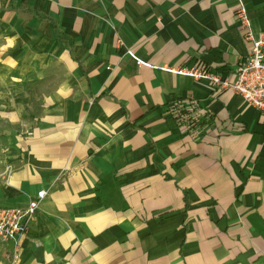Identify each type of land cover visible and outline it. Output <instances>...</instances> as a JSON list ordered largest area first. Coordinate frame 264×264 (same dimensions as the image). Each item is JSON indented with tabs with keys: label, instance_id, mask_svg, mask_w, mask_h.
Here are the masks:
<instances>
[{
	"label": "crops",
	"instance_id": "obj_1",
	"mask_svg": "<svg viewBox=\"0 0 264 264\" xmlns=\"http://www.w3.org/2000/svg\"><path fill=\"white\" fill-rule=\"evenodd\" d=\"M243 3L264 31V0ZM236 7L0 0V205L46 191L0 264H264L259 111L158 67L233 80Z\"/></svg>",
	"mask_w": 264,
	"mask_h": 264
},
{
	"label": "built area",
	"instance_id": "obj_2",
	"mask_svg": "<svg viewBox=\"0 0 264 264\" xmlns=\"http://www.w3.org/2000/svg\"><path fill=\"white\" fill-rule=\"evenodd\" d=\"M236 1L237 25L243 39L249 43V48L247 53L239 59L233 80H229L202 65L178 69L164 65L158 67L166 71L185 73L198 79H205L217 89H229L238 93L248 104L259 111L264 130V31L256 32L253 29L243 0ZM121 46L122 42L119 41L118 47ZM125 51L138 63L149 65L139 59L131 49L125 47ZM45 193L44 189L37 190L25 204L0 205V242L11 243L9 247L11 262L17 259L19 235L29 229Z\"/></svg>",
	"mask_w": 264,
	"mask_h": 264
}]
</instances>
